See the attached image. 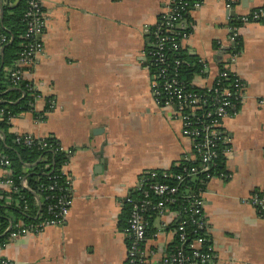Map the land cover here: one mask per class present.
<instances>
[{
  "label": "crops",
  "instance_id": "crops-1",
  "mask_svg": "<svg viewBox=\"0 0 264 264\" xmlns=\"http://www.w3.org/2000/svg\"><path fill=\"white\" fill-rule=\"evenodd\" d=\"M169 1L42 0V51L23 79L39 93L33 110L41 112L47 104L50 110L43 120L31 112L16 115L8 129L54 137L68 153L70 209L61 225L8 238L0 259L124 264L127 243L118 222L125 198L143 173L193 156L172 108L151 96L144 61L147 30ZM193 1L199 6L189 8L191 31L183 46L206 65V74L192 82L211 86L224 69L243 83L237 113L222 122L228 177H211L201 193L213 255L209 264H264V215L248 202L255 192L264 194V23L239 20L264 0H237L228 10L219 0ZM8 175L0 167V182ZM162 223L153 219L143 264H161V249L174 241V230L160 228Z\"/></svg>",
  "mask_w": 264,
  "mask_h": 264
},
{
  "label": "built area",
  "instance_id": "built-area-1",
  "mask_svg": "<svg viewBox=\"0 0 264 264\" xmlns=\"http://www.w3.org/2000/svg\"><path fill=\"white\" fill-rule=\"evenodd\" d=\"M223 3L226 10L232 9L237 0H219ZM28 10L25 13L27 20V30L24 34L28 40L25 48L20 53L19 58L15 62V70L12 71V80L16 84L23 79L25 71L33 66L35 56L42 51L41 36L44 28V13L42 10V0H28ZM199 6L198 1H193L190 7ZM185 0H170L161 17L164 22L161 24V29L151 31L152 40L147 43L149 51L147 56L151 58V63L154 66L160 65L159 69L155 73H151V85L150 91L153 99L161 105L164 109L172 108L173 114L181 122V134L191 141L192 157H184L183 160L194 162L198 161V167H190L184 169L190 175L199 172L205 174V182L213 177L209 174L210 165L217 156V146L219 144L227 145L221 154L226 155L229 153L228 140L224 134L222 128L223 119L229 116H233L237 113L238 105L241 100V89L243 83L241 80L232 73L221 69L211 86H205L200 88L193 82L190 85L198 90H205L209 92L207 96L205 93H199L194 91H186L184 86L178 81L177 74L174 72L171 75L168 73L165 66L166 53L165 44L171 42L170 49L177 50L183 49L184 43L187 40L189 34H183L178 41L175 40V36L181 29L187 28V24L184 19L181 18L183 14L188 13L189 8ZM241 22L248 21H261L264 23V5L254 9L250 13L243 15L239 18ZM176 22V23H175ZM158 26V21L155 25ZM164 29L166 35H160V32ZM150 33V29L147 30ZM8 41L7 37L0 30V53L2 46ZM144 58H146V52H144ZM178 63V61H176ZM149 70V66L147 65ZM206 74V65L203 63V69L201 71ZM163 80L161 88H158V81ZM226 82V84H223ZM164 99H161V98ZM204 106L207 109H204ZM1 112V111H0ZM11 119V118H10ZM10 121V120H9ZM18 138L23 135H17ZM26 143H30L32 136L26 135ZM50 137L34 138L41 142L44 146V141ZM19 140V139H17ZM57 149L63 151L68 157V153L57 143ZM67 162L61 167L60 174L53 176V178H61L63 180L62 185L54 184L47 187L48 190L56 189L58 191L54 203H49L45 208V215H49L51 218H42L36 226L23 225L22 222H15L11 224L5 231L8 233L9 239H15L17 237L28 235L32 232H37L46 226L61 225L65 222L70 207V182L66 174ZM0 167L4 168L10 173V161L5 156H0ZM147 175L149 179H152L156 175V170H150L142 174ZM141 176V177H142ZM137 181L134 189H141L144 185V181L147 179H141ZM176 178L181 181L179 175ZM5 191H18V187L14 185L12 179L7 176L0 182ZM20 187L28 189L26 181L22 179L20 181ZM150 191L153 195L164 198L157 202H152L148 198ZM176 192V187L169 186L166 183H149L147 190H143L142 198L136 200L132 204L130 217L128 220V229L124 231L125 236L129 238L130 243L127 246L126 263L127 264H143L145 251L143 243L145 242V229L147 222L144 220V211L151 209L154 212V216L157 219H162L163 223L160 228H164L168 223L172 222L179 214L177 211L169 210L164 204L165 201H173L170 196ZM201 193H187L184 198L188 202V211L190 216L188 220H182L180 222L178 231V240L182 244L186 240V233L184 230L185 225L192 223L197 230H205L206 233V220L202 210ZM167 196V198H165ZM48 199V197H47ZM125 201H130L129 196L125 198ZM249 204L256 207L260 212V215H264V194L253 193L249 200ZM35 204L39 205V200L36 197ZM26 208V207H25ZM187 210V209H186ZM37 217L42 216L37 213ZM167 224H166V223ZM166 224V225H165ZM205 238L198 236L191 244L192 257H186L182 255L178 250L176 253H169L166 249H161V264H209L212 261V249L211 242L204 252L200 251L202 244L205 242ZM197 260V261H195ZM4 264H9L3 261Z\"/></svg>",
  "mask_w": 264,
  "mask_h": 264
},
{
  "label": "trees",
  "instance_id": "trees-1",
  "mask_svg": "<svg viewBox=\"0 0 264 264\" xmlns=\"http://www.w3.org/2000/svg\"><path fill=\"white\" fill-rule=\"evenodd\" d=\"M13 1L15 3L12 6L0 4V9L2 10L0 12V30L8 39L2 46V52L0 53V156H5L9 159L10 173L8 176L19 189L16 192L0 191V246L8 239V233L5 230L11 224L22 222L23 225L36 226L42 218H51L49 215H45V208L49 203H54L56 200L54 196H57L58 191L56 189L48 190L47 187L54 184V182L58 185L63 184L61 178H53V176L60 174L61 167L68 160L66 154L57 149L58 141L54 137L46 139L44 141L46 144L43 146L40 141L33 139V137L30 138V143H26L25 138H23L27 137L26 135L18 138L16 134L10 132L8 129L10 118L16 115L31 112L36 120H43L45 113L50 110L48 104L41 112L33 110L34 102L39 97V93L33 89L31 82L22 79L16 84L13 83L12 71L15 70V62L28 42L24 36L28 24L25 18V13L28 10V0ZM185 1L188 7L193 3V0ZM181 18L184 19L188 26L178 31V34L175 36V40L177 41L183 34L188 35L191 31L186 19L187 15L183 14ZM157 21L158 26L149 28L150 33L147 35V43L152 40L151 31H157L158 28L161 29L164 19L159 15ZM160 35H166L164 29L160 32ZM170 45L171 42H166L165 44V53L167 55L165 66L168 73L171 75L175 72L178 81L184 86L186 91L205 93V90H198L190 85L195 76L204 75L201 72L203 69L202 61L196 56L189 54L185 48L171 50ZM148 51L149 48L146 45V58L144 61L149 66V71L155 73L160 65L154 66L151 63V58L147 56ZM162 82L163 80L158 81V88H161ZM223 84H226V82H223ZM208 93L206 92L204 95L207 96L209 95ZM161 99L164 98L162 97ZM204 109H207V107L204 106ZM226 146L224 144L217 146V156L210 165L209 174L228 177L224 169L225 155L221 154V151ZM198 163V161L189 162L184 160L172 165L169 169L156 170V175L152 179H149L147 175L142 176L141 179H147L144 181V185L141 189H133L129 194L130 201L123 202L119 215L118 229L123 232L128 229L132 204L142 198L143 190H147L149 183H166L169 186L176 187V192L170 196L173 198V201H165L164 204L170 211L174 210L179 213L167 225L168 228L170 227V229L174 230V241L166 247V251L176 253L180 250L182 255L192 257V241L196 237L201 236L206 240L200 248V251L204 252L206 246L210 243V238L205 233V230L195 229L192 223H188L184 227L186 240L182 244L178 240L180 222L188 220L190 216V211L187 208L188 202L184 198V195L202 192L206 184V173L199 172L198 169L197 173L186 175L187 172L184 170L192 166L198 167ZM177 175L181 177V181L176 178ZM22 179L26 181L28 189L20 187ZM148 194V198L152 202L164 199L153 195L150 191H148ZM36 197L39 200V205L35 204ZM38 212L42 216L41 218L37 217ZM143 215L145 222H147L145 229L146 241L153 233L151 226L155 216L151 209L145 210ZM126 243L129 246L130 240L127 237ZM3 261L5 260L0 259V264H4ZM124 264H127L126 261Z\"/></svg>",
  "mask_w": 264,
  "mask_h": 264
},
{
  "label": "water",
  "instance_id": "water-1",
  "mask_svg": "<svg viewBox=\"0 0 264 264\" xmlns=\"http://www.w3.org/2000/svg\"><path fill=\"white\" fill-rule=\"evenodd\" d=\"M2 10L0 9V12H1ZM1 52H2V50H1Z\"/></svg>",
  "mask_w": 264,
  "mask_h": 264
}]
</instances>
